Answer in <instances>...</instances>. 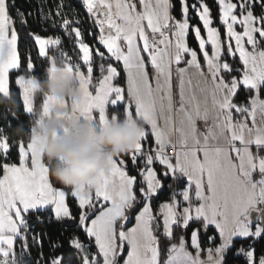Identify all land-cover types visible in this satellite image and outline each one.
<instances>
[{
  "label": "snow or ice",
  "instance_id": "obj_1",
  "mask_svg": "<svg viewBox=\"0 0 264 264\" xmlns=\"http://www.w3.org/2000/svg\"><path fill=\"white\" fill-rule=\"evenodd\" d=\"M80 3L93 46L64 0L54 9L41 0L38 9L39 23L74 40L77 61L60 35H28L49 62L47 76L63 69L81 100L34 92L37 61L18 48L17 22L27 28L29 20L19 9L12 15L15 0H0V95H12L14 85L32 118L78 116L103 126L122 112L144 129L135 148L109 159L84 194L53 184L34 122L30 137H13L15 118L0 111V264H27L31 247L39 249L36 264H224L236 240L247 246L235 255L264 264L256 253L264 240V0ZM241 93L246 102L237 103ZM164 180L169 199L157 203ZM53 221L72 229L64 253L46 232L34 231ZM77 253L83 255L74 261Z\"/></svg>",
  "mask_w": 264,
  "mask_h": 264
},
{
  "label": "clouds",
  "instance_id": "obj_2",
  "mask_svg": "<svg viewBox=\"0 0 264 264\" xmlns=\"http://www.w3.org/2000/svg\"><path fill=\"white\" fill-rule=\"evenodd\" d=\"M36 94L50 95L70 104L82 98L78 83L63 69L44 79L36 78L32 85ZM57 110L63 111L62 108ZM0 111L16 118L19 105L13 95H0ZM37 147L48 167L50 178L66 189L92 191L98 174L106 170L109 159L132 151L144 129L142 122L114 114L99 126L91 120L73 116L68 120L33 117ZM22 124L12 129L10 135L30 137L33 133ZM207 259V258H206ZM205 259V261H206Z\"/></svg>",
  "mask_w": 264,
  "mask_h": 264
},
{
  "label": "trees",
  "instance_id": "obj_3",
  "mask_svg": "<svg viewBox=\"0 0 264 264\" xmlns=\"http://www.w3.org/2000/svg\"><path fill=\"white\" fill-rule=\"evenodd\" d=\"M57 0H46V7L54 9L55 4ZM175 2V0H174ZM65 3V11L68 12L71 15V12L74 10L78 14V18L83 21V23L80 25V27L85 31L86 36H89L87 39V42L90 44V46H93V41L90 38V33L93 31V29L90 27L91 21L88 19L86 10L80 3V0H64ZM209 3H211V0H209ZM41 0H15V7L13 8L12 15L15 17L17 12L16 10L19 9L20 12L25 13L26 16H28L29 20V27H21L19 22H17V28L20 34V39L18 41V48L19 50L24 53L25 55L31 54V56L34 58V60L37 61L38 68L36 72L34 73L38 79H44L47 77V69L50 66L49 62L47 60H41L38 57L37 54V48L34 46V43L32 39L29 37L28 32L34 31V32H40L41 35L47 36V35H60L63 37V45L62 48L66 52L68 56H70L73 61H77V57L81 56V53H78V48L74 43V40L68 36H66L59 28L53 29L49 26L47 23H39L40 16L38 13V9L40 7ZM213 10L215 11V5L213 4ZM176 11L178 13L179 11V5L177 4ZM31 13V15H29ZM42 29H47V32H43ZM98 31V30H96ZM192 47H196L195 40L190 41ZM106 51V50H105ZM57 65L61 66L60 63V57H57ZM12 95L15 97L17 104L19 105V112L18 116L15 118V120H12V127L15 128L18 125H23L26 129H30V127L33 125V118L30 115H27L24 112L23 105H22V99L19 95V92L17 91L16 87L13 85L12 87ZM42 98V94H38ZM237 103H244L246 102V96L244 93H241L237 97ZM111 113V109H110ZM118 115L123 117L122 112H117ZM11 119V117H9ZM2 123V122H0ZM11 133V130L9 131V135ZM15 137L14 135H10ZM27 139V137H24ZM131 168V166L129 165ZM157 168H160L161 166L156 165ZM132 174H136V172L133 170ZM53 184L57 187H61L65 190H67L64 186L60 185L58 182H56L54 179L50 178ZM162 183L165 185V188L162 190V192L159 194V202H167L169 199V192L166 187L170 181L164 180ZM180 187H183V181L179 182ZM133 224H130L129 227H131ZM34 231L41 232L44 231L48 234L50 237V240L52 243H59L63 245V247L57 249V253H64L66 252L67 246H68V239L67 237L71 234L72 229L68 227V225L59 224L53 221L52 223L45 222L43 225L37 224L34 225ZM82 240L85 238L82 236ZM31 244V241H29ZM241 245L247 246L244 241L242 240H236L234 241V248L230 250L226 256H225V262L224 264H246L245 261H243L241 258L235 256V250L241 247ZM207 246V242H205V247ZM15 250L17 252V255L19 256L21 251V245L19 242L15 245ZM39 249L36 247H31L30 254H26L24 256L25 261L27 264H36L37 257H38ZM256 253L257 256L264 254V240H261L256 243ZM44 257H49L52 255V250L49 247L48 241H45V246L43 249ZM81 253H77L75 257H73V260H77Z\"/></svg>",
  "mask_w": 264,
  "mask_h": 264
},
{
  "label": "rangeland",
  "instance_id": "obj_4",
  "mask_svg": "<svg viewBox=\"0 0 264 264\" xmlns=\"http://www.w3.org/2000/svg\"><path fill=\"white\" fill-rule=\"evenodd\" d=\"M76 46H77V45H76ZM77 48H78V46H77ZM81 56H82V53H81ZM21 99H22V98H21ZM27 115H28V114H27ZM169 152H171V154L174 155V153H173L171 150H169ZM132 226H134V224H133ZM208 246H210V245H209L208 242H207V246H206V247H208ZM81 255H83V254H81ZM0 258H2V257H0ZM201 258H202V259H206V258H207L206 253H205L204 255H202Z\"/></svg>",
  "mask_w": 264,
  "mask_h": 264
},
{
  "label": "built area",
  "instance_id": "obj_5",
  "mask_svg": "<svg viewBox=\"0 0 264 264\" xmlns=\"http://www.w3.org/2000/svg\"><path fill=\"white\" fill-rule=\"evenodd\" d=\"M169 155H172L171 152H169ZM235 256H237V255H235ZM237 257H239V258H241L243 261H245V259H244L242 256H237Z\"/></svg>",
  "mask_w": 264,
  "mask_h": 264
}]
</instances>
